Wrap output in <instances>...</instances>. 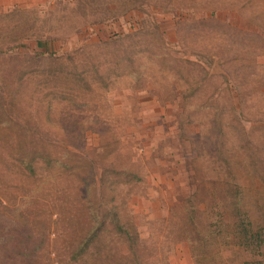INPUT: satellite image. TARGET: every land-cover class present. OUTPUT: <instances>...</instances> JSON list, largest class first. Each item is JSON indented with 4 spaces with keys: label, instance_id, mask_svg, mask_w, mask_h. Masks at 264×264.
Segmentation results:
<instances>
[{
    "label": "rangeland",
    "instance_id": "374dc122",
    "mask_svg": "<svg viewBox=\"0 0 264 264\" xmlns=\"http://www.w3.org/2000/svg\"><path fill=\"white\" fill-rule=\"evenodd\" d=\"M24 146L85 159L124 232L72 261L79 175L21 178ZM11 220L41 249L0 264H259L236 225L264 231V0H0V230Z\"/></svg>",
    "mask_w": 264,
    "mask_h": 264
},
{
    "label": "trees",
    "instance_id": "16d2710c",
    "mask_svg": "<svg viewBox=\"0 0 264 264\" xmlns=\"http://www.w3.org/2000/svg\"><path fill=\"white\" fill-rule=\"evenodd\" d=\"M67 156H69L68 160H65L64 157L53 156L44 146L39 148L24 146L16 149L12 153L11 158L15 162V170L13 172H17L24 179L35 178L39 171H47L51 174H57V171H61L68 173L69 176L79 175L78 179L83 193L82 200L85 204L83 206V213L89 225L84 227L82 235L70 251V259L78 261L79 258L87 254L100 236L109 230V228H114L117 232L121 233L124 232V227L121 224L114 205L108 202V207L104 209H101L102 206L99 205V200L101 199L99 188L101 189L104 185L102 177L99 179L98 184V181H95L94 177L91 176V171L90 174L86 172L87 162L85 159L73 153H69ZM62 174L58 173V175ZM87 177L92 178L88 179ZM23 195V198L25 196L32 197L29 191H25ZM10 223L12 227L6 225L4 229L0 230V254L10 253V255L24 258L36 254L41 249V245L37 243L36 237H34V234H36L35 225H30L27 222V224L23 225L25 228L12 220ZM240 225H236L238 235L235 233L239 246L256 251L263 249V226L260 225L257 228L253 226L249 229L243 228ZM259 264H264V256L259 259Z\"/></svg>",
    "mask_w": 264,
    "mask_h": 264
}]
</instances>
